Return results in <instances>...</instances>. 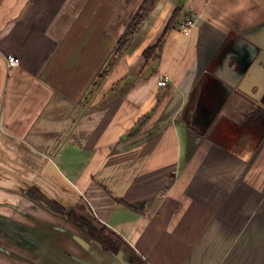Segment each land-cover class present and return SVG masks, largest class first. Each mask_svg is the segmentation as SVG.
<instances>
[{
	"label": "crops",
	"instance_id": "obj_1",
	"mask_svg": "<svg viewBox=\"0 0 264 264\" xmlns=\"http://www.w3.org/2000/svg\"><path fill=\"white\" fill-rule=\"evenodd\" d=\"M143 1L0 0V264H130L4 168L148 264H264V0H158L89 97Z\"/></svg>",
	"mask_w": 264,
	"mask_h": 264
},
{
	"label": "trees",
	"instance_id": "obj_2",
	"mask_svg": "<svg viewBox=\"0 0 264 264\" xmlns=\"http://www.w3.org/2000/svg\"><path fill=\"white\" fill-rule=\"evenodd\" d=\"M158 0H144L142 2L141 7L137 11V14L133 17L130 24L127 26L126 30L122 34V38L116 45L113 50L112 59L108 64V69L103 71L97 78L96 82L93 84V89L89 95L93 96V93L96 89H98L111 70L114 68V64L118 61L125 53L128 52L131 47L134 39L138 36V33L144 23L148 20L147 18L150 16L154 8L156 7V3ZM177 13L173 15L171 18V22L168 25L166 32L171 29L177 20ZM163 44V39L157 43L153 48L147 49L144 53V58L146 64H148L151 60L156 58L161 45ZM145 121L140 122V127L143 126ZM138 133V132H136ZM135 135V134H134ZM29 198L33 202L42 205L44 208H47L49 211L54 212L57 215L66 217L68 216V220L73 223V225L87 238H90L92 241L101 245L103 250L110 254H119L122 250H127L130 252V264H148L145 259H143L138 252H136L129 244L125 242V240L120 237L116 232L103 225L101 222H98L96 218L90 211V208L87 207L86 203H82L79 206L78 211L67 212V209L62 207L57 201L54 199H48L41 192L40 188L34 186L30 189Z\"/></svg>",
	"mask_w": 264,
	"mask_h": 264
},
{
	"label": "built area",
	"instance_id": "obj_3",
	"mask_svg": "<svg viewBox=\"0 0 264 264\" xmlns=\"http://www.w3.org/2000/svg\"><path fill=\"white\" fill-rule=\"evenodd\" d=\"M195 26V21L192 19H188L184 23L180 24V29L182 32H189ZM9 67H15L19 64V60L16 57H9L8 58ZM170 83V79L167 76H163L160 80L158 85L162 88L168 87Z\"/></svg>",
	"mask_w": 264,
	"mask_h": 264
},
{
	"label": "water",
	"instance_id": "obj_4",
	"mask_svg": "<svg viewBox=\"0 0 264 264\" xmlns=\"http://www.w3.org/2000/svg\"><path fill=\"white\" fill-rule=\"evenodd\" d=\"M4 170H6V171H7L8 173H10L11 175H13L15 178H19L20 180L24 181V182L27 183L31 188L34 187L33 183H31V182H30L28 179H26L25 177H22V176H20L19 174L17 175V174H15L14 172H12V171H10V170H8V169H5V168H4ZM40 190H41V189H40ZM41 192L44 194V196H45L46 198H48L49 200L51 199L50 195H48L47 192H45L44 190H41Z\"/></svg>",
	"mask_w": 264,
	"mask_h": 264
},
{
	"label": "flooded vegetation",
	"instance_id": "obj_5",
	"mask_svg": "<svg viewBox=\"0 0 264 264\" xmlns=\"http://www.w3.org/2000/svg\"><path fill=\"white\" fill-rule=\"evenodd\" d=\"M28 198H29V195H28ZM29 200H30V198H29ZM32 201V200H31Z\"/></svg>",
	"mask_w": 264,
	"mask_h": 264
},
{
	"label": "rangeland",
	"instance_id": "obj_6",
	"mask_svg": "<svg viewBox=\"0 0 264 264\" xmlns=\"http://www.w3.org/2000/svg\"><path fill=\"white\" fill-rule=\"evenodd\" d=\"M115 49V48H114ZM30 191V190H29Z\"/></svg>",
	"mask_w": 264,
	"mask_h": 264
}]
</instances>
